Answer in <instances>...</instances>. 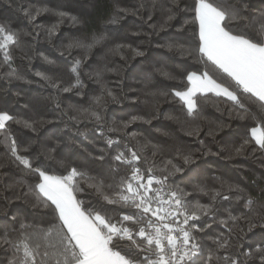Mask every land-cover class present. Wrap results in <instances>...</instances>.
<instances>
[{
	"label": "snow or ice",
	"instance_id": "6c2138e0",
	"mask_svg": "<svg viewBox=\"0 0 264 264\" xmlns=\"http://www.w3.org/2000/svg\"><path fill=\"white\" fill-rule=\"evenodd\" d=\"M151 9L163 15L161 24L150 25L154 33L173 26L178 16L182 21L178 31L191 26L194 47L172 43L166 47L179 48L182 55L194 58L202 66L181 73L182 88L173 87L159 95L178 98L189 117L199 114L202 102L223 98L236 119L255 125L246 129L247 135L234 148L235 154L240 155L253 145V151L264 153V4L257 7L252 0H154ZM22 11L34 22L37 16L52 10L39 7ZM129 15L144 19L140 8L117 4L107 21L111 27L69 42V54L78 48L83 55L73 60L69 69L72 79L68 82L41 71L35 76L57 92L76 90L80 95L86 86L81 78L84 63L94 48L111 40V33L118 31ZM55 16L56 21L46 28L49 40L65 21L82 23L81 17L71 11H56ZM146 19L152 20V12ZM23 35L26 34L11 19L0 20V66H7L4 76L9 81L25 80L13 67V49L20 46ZM111 51L121 56L125 66L136 57H145V51L132 44H117ZM25 56L31 61V55ZM43 59L48 64L55 63L47 56ZM209 69L217 78L209 74ZM105 72L119 75L122 68L105 65L86 75H94L100 82ZM162 75L175 79L167 71ZM120 102L113 90L102 83L100 95L93 98L89 108L75 109L79 113L73 117L76 123L81 118L94 123L105 142V148H99L98 154L85 164L58 158L56 146H49L47 141L36 147L35 139L18 141L13 125L37 133L43 121L24 119L0 107V145L6 155L0 168L11 163L20 173L19 178L3 185L4 191H11L12 195L0 196V252L5 254L0 264H264V189L253 196L239 184L219 178L214 186L193 184L191 192L179 187L170 178L183 174L198 158L196 152L182 147L175 148L170 158L157 161L145 156L142 147L125 145L106 160L107 148L116 145L119 149L121 138L138 137V133L129 131L132 124L150 122L144 116L133 115L126 120H113L109 126L105 108L109 103ZM56 107L60 104L56 103ZM222 127L217 126L208 135L214 136ZM195 131L198 130L188 135ZM106 132L117 136L113 138ZM199 143L205 149L202 155L211 153L203 140ZM151 147V157L155 158L161 149L157 145ZM141 161L146 165L143 170L137 166ZM97 164L101 167L96 168ZM86 192L98 197L95 203L80 198ZM193 193L208 197L209 203H201L195 197L189 199ZM16 200H22L27 207L10 212L8 208ZM231 200L243 201L244 211L240 216L229 211L227 219L220 221L228 234L209 236L211 246H207L199 234L211 225L203 218L215 217L217 203ZM240 221L245 222L243 227H238ZM237 227L238 231L234 230ZM257 229L262 239L246 248L245 238L248 233L255 235Z\"/></svg>",
	"mask_w": 264,
	"mask_h": 264
},
{
	"label": "trees",
	"instance_id": "16d2710c",
	"mask_svg": "<svg viewBox=\"0 0 264 264\" xmlns=\"http://www.w3.org/2000/svg\"><path fill=\"white\" fill-rule=\"evenodd\" d=\"M153 2L154 0H0V20L11 19L13 25L26 34L22 36L20 46L13 49V67L25 76V80L9 81L4 76L7 66H0V107L24 119L43 121L42 125L38 126L37 133L17 125H13V132L20 142L35 139L34 147L41 145L43 141H47L49 146H56L58 158L79 164L87 163L98 154L99 148H105V142L100 135L99 127L94 123L83 118L80 123H76L73 117L79 113L75 109L89 108L93 98L100 95L102 83L107 84L121 101L119 104L109 103L105 108V120L109 126L113 120H126L133 115L144 116L150 122L137 121L132 124L129 131L138 133V137L134 140L121 138L119 149L116 145L107 148L106 160L117 150H123L125 145L142 147L145 156L157 161L170 158L175 148L182 147L187 151L196 152L198 158L194 164L185 168L183 174L171 177L170 182L191 192L193 184L205 183L214 186L219 178L232 184H239L246 192L258 196L264 189V153L259 150L253 151L254 145L247 147L240 155L234 152V148L245 139L246 129L255 125L251 121L236 119L234 113L229 111L230 105L226 104L223 98L213 97L202 102L199 114L189 117L178 98L159 95V92L168 91L173 87L182 88L181 73L186 69L196 70L202 66L194 58L182 55L179 48L166 47L169 43L186 48L194 47L191 43V26L178 31L182 22L179 16L177 21L172 22L173 26L153 32L150 25L158 26L163 22L162 13L151 9ZM155 2L160 3L162 0ZM252 2L257 7L264 4V0ZM117 4L128 9L140 8L144 19L142 20L140 16H127L122 21L120 29L111 33L112 38L106 45H98L92 50L81 71V78L86 86L80 95L76 94V90L67 93L57 92L35 76V72L41 71L65 82L71 80L69 69L74 59L82 57L83 50L73 48L69 54L67 45L73 39L83 38L111 27L107 25V21ZM39 7H47L52 11L37 16L34 22L24 16L22 9L26 11ZM60 10L71 11L73 15L80 16L82 23L72 24L65 21L60 25L56 35L49 40L46 37V28L56 21L55 12ZM149 12H152L151 21L146 19ZM117 44L140 46L145 51V57H136L125 66L121 56L111 51ZM25 53L31 55V61L26 58ZM43 56H47L55 63H46ZM105 65L109 68L120 67L122 72L119 75L115 72H105L100 82L94 75L91 78L86 75ZM163 71L169 72L175 79L165 77L162 75ZM209 74L217 78L211 69ZM154 92L157 95H152ZM56 103L60 104L59 108L56 107ZM219 125L224 127L216 131L214 136L208 135L210 130L216 129ZM193 130L198 131L188 135ZM106 135L113 138L117 136L116 133L107 132ZM199 140H203L204 144L211 148V153L202 155L205 149ZM152 145H157L161 149L155 158L151 157ZM5 161L6 155L3 146L0 145V162ZM137 166L142 170L146 167L143 161ZM95 167L100 168L101 165L97 164ZM104 170L107 171V165H104ZM19 174V170L11 163L0 168V196L12 195L11 191H4L3 185L5 182L11 183L12 178H19ZM98 174L93 172V175ZM181 175L184 177L183 180ZM16 194L19 195V191ZM193 197L199 199L201 203H209L206 196L193 193L189 199ZM80 198L86 202L91 200L93 203L98 199L94 194L90 195L87 192ZM25 207L27 206L22 200H16L8 210L12 212ZM215 211V217L203 218L211 228L199 234L207 246H211L209 236L228 234L220 221L227 219L229 211L233 216H240L244 211L243 201H219ZM244 224V221H240L238 227H243ZM238 227L234 230L238 231ZM255 232V235L248 233L245 238L246 248L262 239L259 230ZM204 255H207V248ZM4 258L5 254L0 252V261Z\"/></svg>",
	"mask_w": 264,
	"mask_h": 264
}]
</instances>
